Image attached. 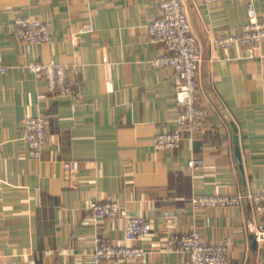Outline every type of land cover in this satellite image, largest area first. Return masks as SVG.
<instances>
[{
	"label": "crops",
	"instance_id": "1",
	"mask_svg": "<svg viewBox=\"0 0 264 264\" xmlns=\"http://www.w3.org/2000/svg\"><path fill=\"white\" fill-rule=\"evenodd\" d=\"M159 1L0 0V53L9 67L0 75V264H94L99 238L125 244L127 215L151 223L139 243L146 255L98 264H185L162 243L193 228L205 243L229 239L230 264H264V242L246 229L247 203L191 204L199 195L264 191V44L253 57L238 44L211 45L247 22L246 0H180L202 48L197 103L207 120L179 148L157 151L153 138L172 130L182 110L172 71L152 64L163 51L148 35ZM253 3L264 18V0ZM17 16L48 22L52 42L25 52L11 34ZM31 61L68 65L71 94L48 95L45 79L22 68ZM35 116L47 121L40 160L26 155L22 138L24 119ZM191 159L203 164L187 172ZM65 163L73 171L65 173ZM103 199L115 200L119 215L89 221V207Z\"/></svg>",
	"mask_w": 264,
	"mask_h": 264
},
{
	"label": "built area",
	"instance_id": "2",
	"mask_svg": "<svg viewBox=\"0 0 264 264\" xmlns=\"http://www.w3.org/2000/svg\"><path fill=\"white\" fill-rule=\"evenodd\" d=\"M207 5H218L225 0H202ZM160 14L148 25V35L153 43L162 46V53L152 61L153 65L172 71L175 84V101L182 107L176 115L175 127L158 133L153 138L155 150H173L180 147L184 135L192 137L198 133L207 120V113L197 103L198 70L204 61L202 48L194 34L185 5L180 0H160ZM247 22L239 31L219 33L211 39L216 49H228L233 45L245 48L246 57L254 56V48L264 44V18L258 17L253 0H246ZM13 39L23 46L25 52L32 51L36 44L52 42V29L48 22L17 16L13 21ZM35 76L45 79L48 95L65 98L71 94L70 78L72 69L65 64L50 61L47 64L31 61L22 66ZM9 67L0 53V75L7 73ZM22 138L26 145V155L40 160L47 142V121L43 116L28 117L23 121ZM202 161L191 159L186 171L202 166ZM65 173L73 171V165H63ZM245 203L250 209V219L246 229L259 243L264 242V224L257 223L264 218V191L249 189L237 193L207 194L191 198L195 208L242 207ZM120 205L112 199L93 203L87 213L89 221L96 223L104 219H114L119 215ZM151 232V223L140 216L127 215L123 221V245H114L107 238L96 241L90 255L94 264L112 261H140L147 253L142 243ZM231 241L218 244L205 243L200 232L193 228L188 232L170 233L164 237L162 251L165 254H178L185 257V264H230ZM50 253L47 251L46 254Z\"/></svg>",
	"mask_w": 264,
	"mask_h": 264
},
{
	"label": "water",
	"instance_id": "3",
	"mask_svg": "<svg viewBox=\"0 0 264 264\" xmlns=\"http://www.w3.org/2000/svg\"><path fill=\"white\" fill-rule=\"evenodd\" d=\"M231 126L233 128V131L236 132V129H235V127H234V125L232 123H231ZM234 143L236 145V147H235V153H236L237 157H239V152H238V147H237V137H236V135L234 136Z\"/></svg>",
	"mask_w": 264,
	"mask_h": 264
}]
</instances>
